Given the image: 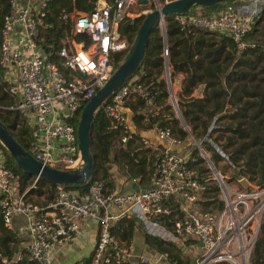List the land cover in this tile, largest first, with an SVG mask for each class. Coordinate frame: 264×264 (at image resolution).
I'll return each instance as SVG.
<instances>
[{
    "label": "built area",
    "instance_id": "2783aa9c",
    "mask_svg": "<svg viewBox=\"0 0 264 264\" xmlns=\"http://www.w3.org/2000/svg\"><path fill=\"white\" fill-rule=\"evenodd\" d=\"M149 1L96 0L89 11L62 8L59 16L69 22V31L55 51L58 63L48 57L40 43V27L48 24L46 0H10L11 11L5 14L0 29V71L7 81L6 89L14 96L6 107L17 110L21 122L27 125L25 140L36 159L64 169L82 164L72 118H79L82 106L113 72L112 54L128 50L130 42L120 34V22L125 19L134 24L156 4L167 0H152L150 9ZM136 4L141 7L132 10L130 6ZM263 10L264 0H237L210 14L174 13L173 20L186 34L199 30L226 34L238 49H244L254 45L247 33ZM165 22V15H161L158 25L162 32ZM167 52L164 47V56ZM164 73L169 76L168 64L164 65ZM167 80L170 105L180 117L177 97ZM135 92L144 99L143 121L153 120L159 140L154 144L139 135V141L155 156L146 182L138 176L122 175L120 186L108 190L101 177H93L83 188L56 183L51 199L38 204L26 194V189L19 190L13 172L5 165L6 154L0 141L1 216L4 225L12 229L13 219L18 218L16 232L27 236L24 252L17 249L11 259L3 256L1 264H11L23 253L37 264H64L53 262V250L63 243L79 246V240L86 237L82 223L85 219L97 224L89 264H177L166 249L146 243L138 248L134 238H118L111 228L128 217L136 220L141 234L175 244L179 256L188 264H251L264 217V183L249 180L241 173L237 176L234 165L228 166L231 176L217 167L205 143L212 144L223 161L228 156L213 140L215 133L211 129L215 123L200 139L183 122L188 131L185 138L160 125L159 106L137 75L117 87L104 105L109 127L122 132V141L127 142L137 133L124 110ZM188 141L191 146H187ZM196 156L203 158L201 165L205 163L203 175L190 165ZM130 179L136 188L123 193L122 188ZM214 179L219 206L214 200L206 203L211 197L205 193ZM142 185L148 187L142 191Z\"/></svg>",
    "mask_w": 264,
    "mask_h": 264
},
{
    "label": "trees",
    "instance_id": "16d2710c",
    "mask_svg": "<svg viewBox=\"0 0 264 264\" xmlns=\"http://www.w3.org/2000/svg\"><path fill=\"white\" fill-rule=\"evenodd\" d=\"M96 0H46L47 25L40 27L43 39L40 41L48 57L59 63L56 49L66 31H69V22L60 18V11L76 8L81 11H89L95 5ZM237 0H223L210 5H194L187 12H194L195 8L203 9V13L210 14L226 7ZM11 11L10 0H0V29L5 14ZM174 13L165 15L164 32L157 24H154L147 38L146 49L138 67L132 74L137 75L143 83V87L153 93L156 105L159 106L160 114L157 118L160 125L168 126L178 137L185 138L188 130L196 137L203 136L210 124L215 123L211 133H215L213 140L226 153L228 159L222 165L228 167L234 165L237 170L249 180L256 183H264V37H258L259 29L264 30V10L259 18L260 22L252 27L247 37L254 43L244 49H238L234 40L226 34H220L208 30H199L195 33L186 34L173 20ZM141 18H137L134 24L123 19L119 24V32L126 36L132 43ZM82 36L79 35L78 38ZM1 43V36H0ZM168 52L164 56L163 48ZM126 50L114 52L110 61L115 69L122 61ZM165 62L169 66V76L172 78L178 72L184 73L181 90L177 93L178 117L174 110H169V103L164 104L168 96L166 84L161 78L164 72ZM130 76L129 78H131ZM128 78V79H129ZM171 79V78H170ZM127 79L122 83L125 84ZM203 85L202 95L196 96L192 92L198 85ZM7 81L3 79L0 71V120L10 129L13 136L20 144L29 151L25 135L28 133L27 125L21 122L17 110L6 106L14 101V96L6 89ZM136 98L129 103L133 116L132 119L138 127L152 126V121H143L142 109L144 99L135 92ZM108 96L97 108L91 120L89 148L96 172L94 177L104 179V189L116 188L114 176L121 174L127 177L138 176L141 182H146L153 169L155 156L149 147L138 140L135 133L124 145L121 140V131L109 127V118L104 105L110 100ZM127 104V102H126ZM161 105V107H160ZM81 111V110H80ZM78 118H72L77 127ZM20 123V126H16ZM211 151L214 161L223 158L212 144L205 143ZM6 161L5 165L13 172L15 182L19 190L26 189V194L31 198L35 195L42 197L45 203L53 196L56 183L50 182L43 177L22 171L15 164L13 155L3 146ZM201 156L190 165L197 167L201 175L205 167L200 163ZM86 183L71 184V188H83ZM218 186L210 184L211 192H206V197L218 201ZM136 220L132 217L117 221L111 231L120 239L133 238L138 228ZM146 244L156 246L161 250H168L170 258L177 264H188L179 256L175 244L163 242L157 238L144 234ZM18 233L4 225L0 212V264L1 258L6 256L11 259L18 248ZM252 264H264V217L261 223L260 234L253 248ZM89 256L77 260L74 264H89ZM11 264H37L28 259L23 253L19 260ZM212 264H226L215 262Z\"/></svg>",
    "mask_w": 264,
    "mask_h": 264
},
{
    "label": "water",
    "instance_id": "95a60500",
    "mask_svg": "<svg viewBox=\"0 0 264 264\" xmlns=\"http://www.w3.org/2000/svg\"><path fill=\"white\" fill-rule=\"evenodd\" d=\"M219 1L223 0H167L162 4H156L142 15L134 39L122 61L81 108L76 128L78 147L82 158V164L78 168L64 169L44 164L25 149L13 136L10 129L0 120V141L13 155L17 167L26 173L34 174L36 178L43 177L50 182L67 186L89 182L96 172L89 148L91 120L101 103L126 79L132 76L138 67L146 49L147 38L153 25L158 23V18L169 13L186 12L194 5H210ZM165 66L167 67L166 62ZM125 144L126 142H124ZM235 174L240 176L238 170H235ZM243 182L245 183L246 180ZM145 187L148 185H142L141 190L143 191ZM135 188V183L130 179L122 191L127 194ZM247 188L250 189L251 186H247Z\"/></svg>",
    "mask_w": 264,
    "mask_h": 264
},
{
    "label": "crops",
    "instance_id": "0c3cea01",
    "mask_svg": "<svg viewBox=\"0 0 264 264\" xmlns=\"http://www.w3.org/2000/svg\"><path fill=\"white\" fill-rule=\"evenodd\" d=\"M20 2H23L24 0H19ZM261 16V15H260ZM261 18H258V20L256 21L255 25L253 27H255L257 25L258 22H260ZM184 78V73L183 72H178L174 75L173 80H172V84L173 87L171 86L170 89L172 90L171 92L176 96V93H178L181 90V86H182V81ZM161 77L157 78V80H160ZM202 91H203V85L202 84H198L192 94L196 95V96H200L202 95ZM176 92V93H175ZM136 96L132 95L130 97L129 100H127V104L126 106H124V110L127 114V116L129 117V120L131 121V126L134 130H136L137 134L140 136H145L146 138H148V140L154 144H158L159 140L156 137L155 131L153 129V127H146V128H141L138 127L136 125V123L133 121L132 116H133V111L129 105L128 102H130L131 100L135 99ZM164 104L166 102V98L164 99ZM169 103V102H166ZM158 106V105H157ZM161 107V105H160ZM139 140V138H138ZM121 177L122 175H115L114 179H115V184L116 186H120V182H121ZM125 187V186H124ZM124 187L122 188V190L124 189ZM83 225H84V229L86 230V237L84 239H80L79 240V246L75 247L73 245H70L69 243H63V244H58L54 250H53V262L54 263H74L77 260H81L83 257H86L90 254V251L93 247V243H94V239H95V234H96V226L97 224L91 220V219H85L82 221ZM19 222H18V218H14L13 219V229L16 231V227L18 226ZM135 234H141V229L138 227L135 230ZM18 236L20 237L19 243H18V248L22 249L26 243V239L27 236L24 234H18ZM140 240H138V244L137 247H140V244L142 242V236H139ZM140 241V244H139Z\"/></svg>",
    "mask_w": 264,
    "mask_h": 264
},
{
    "label": "rangeland",
    "instance_id": "374dc122",
    "mask_svg": "<svg viewBox=\"0 0 264 264\" xmlns=\"http://www.w3.org/2000/svg\"><path fill=\"white\" fill-rule=\"evenodd\" d=\"M152 0H150L149 1V3L147 4V7H149V9L152 7ZM141 6H139V5H131L130 6V8L133 10V9H136V10H138L139 8H140ZM194 12H203V9H201V8H195L194 9ZM257 36L258 37H264V30H263V28H261V29H259V31H258V33H257ZM164 73V72H163ZM161 78H163V80H164V82H165V84H166V87L168 88V86H167V82H168V80L167 79H170V87L172 86L173 87V84H172V80H173V78L170 76V78H169V76L167 77L166 76V74L164 73L163 75H161ZM168 90V89H167ZM176 93V92H175ZM173 94V93H172ZM171 95V94H170ZM174 95V94H173ZM176 97H177V93H176ZM166 102H169V110L170 111H172L173 109H172V106L170 105V99H169V92H168V96L166 97ZM126 106V105H125ZM202 136H200V137H198V139H200ZM187 146H191V143H190V141H188V143H187ZM210 155H211V151H210ZM214 162L218 165L217 167L224 173V172H226L227 173V175L229 176H231V172H232V170H230L229 171V169H228V167H225V168H223L224 166L222 165V162H224L222 159L221 160H219V161H215L214 160ZM203 165H205V163L203 162L202 163ZM209 174H212L211 173V171H209ZM217 181L214 179V180H212V183L211 184H216L217 185V183H216ZM31 199L33 200V201H35V202H37L38 204H41V201H43V198L42 197H37V196H35V195H33V196H31ZM139 236H142L143 238H142V242H141V244H140V241H139V244H140V246H142V245H144V243H145V240H144V234L142 233V234H135L134 235V240H135V245L137 246V242H138V240H140V237ZM19 240H20V237H19ZM137 243V244H136ZM252 261H253V257H252ZM251 264H252V262H251Z\"/></svg>",
    "mask_w": 264,
    "mask_h": 264
}]
</instances>
